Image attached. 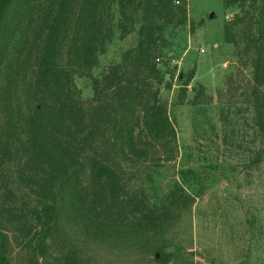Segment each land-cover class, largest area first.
<instances>
[{"label":"trees","instance_id":"1","mask_svg":"<svg viewBox=\"0 0 264 264\" xmlns=\"http://www.w3.org/2000/svg\"><path fill=\"white\" fill-rule=\"evenodd\" d=\"M75 1L0 0V101L7 116L0 122V264H16L14 255L20 258L17 264H42L48 258L52 264L90 263L63 234L52 196L58 189L66 193L69 217L82 220L99 243L161 233L198 198L177 181L154 202L148 192L152 176L137 170L156 149L172 151L154 112L168 105L160 96L159 67L166 30L188 23V0H100L94 65L100 67L99 55L115 29L126 28L134 17L137 45L122 63L93 77L89 99H65L46 119L29 73L41 55L55 49ZM223 6L239 10L224 23V36L235 45L240 66L251 69L248 106L253 128L264 140V0H223ZM118 11L122 17L115 21ZM260 155L252 166L260 165ZM8 224L18 231L17 253L4 232Z\"/></svg>","mask_w":264,"mask_h":264},{"label":"rangeland","instance_id":"2","mask_svg":"<svg viewBox=\"0 0 264 264\" xmlns=\"http://www.w3.org/2000/svg\"><path fill=\"white\" fill-rule=\"evenodd\" d=\"M99 1L74 2L55 49L41 55L29 73L46 119L53 118L65 99H89L93 77L110 64L122 63L137 45L139 23L134 17L126 28L115 29L99 55L100 67L94 65ZM187 11V24L167 28V47L159 65L164 80L160 96L168 105L154 112L155 121L172 151L156 149L154 158L142 161L137 170L152 176L148 192L154 202H160L177 181L197 201L161 233L99 243L82 220L69 217L66 193L58 189L52 196L59 204L63 234L89 256V264H264V140L253 128L248 106L251 69L240 66L223 27L239 10L235 6L226 10L223 0H188ZM5 121L0 101V122ZM258 155L260 165L252 166ZM16 168L10 164L15 184ZM4 232L17 253L18 231L8 224ZM14 257L17 264L20 258ZM42 264H52L51 258Z\"/></svg>","mask_w":264,"mask_h":264},{"label":"water","instance_id":"3","mask_svg":"<svg viewBox=\"0 0 264 264\" xmlns=\"http://www.w3.org/2000/svg\"><path fill=\"white\" fill-rule=\"evenodd\" d=\"M213 15L211 14V17H212Z\"/></svg>","mask_w":264,"mask_h":264}]
</instances>
